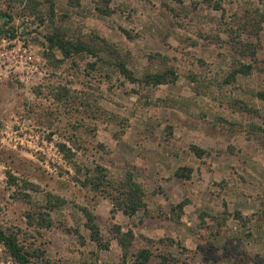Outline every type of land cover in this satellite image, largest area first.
Masks as SVG:
<instances>
[{
    "label": "rangeland",
    "instance_id": "1",
    "mask_svg": "<svg viewBox=\"0 0 264 264\" xmlns=\"http://www.w3.org/2000/svg\"><path fill=\"white\" fill-rule=\"evenodd\" d=\"M209 1L0 0V226L33 260L132 264L145 248L144 264H264V0ZM50 35L173 75L130 82L112 56L65 57ZM97 166L110 185L95 190ZM126 173L143 190L133 215L107 196ZM45 192L65 203L48 210ZM0 264H16L1 244Z\"/></svg>",
    "mask_w": 264,
    "mask_h": 264
},
{
    "label": "trees",
    "instance_id": "2",
    "mask_svg": "<svg viewBox=\"0 0 264 264\" xmlns=\"http://www.w3.org/2000/svg\"><path fill=\"white\" fill-rule=\"evenodd\" d=\"M200 2H210L209 0H199ZM0 17L7 18L8 16L5 13H0ZM7 21V20H6ZM48 45L51 48L58 49L65 57H70L73 53H79L82 51H86L92 55H95L97 59H103L105 55H110L115 60V66L117 67L118 71L122 73V75L128 79L130 82H144V83H150L153 85H158L160 83H164L167 81L168 75H173V71L171 70H165L162 72H154V73H144L141 77L135 76L129 69H127L124 61L121 60L119 56H116L118 54V47H116L113 44H109L106 40L102 39L100 40L102 43L101 47H93L85 44L83 41H71L69 39H64L60 36H48ZM100 49V50H97ZM252 69L251 64H243L240 67H236L232 70V75H235L237 73L242 74H248L250 73ZM264 71V68H263ZM58 147L60 148V151L65 155L66 159L69 158L70 152L67 148L64 147L63 144H58ZM97 174L96 177L92 178H86V183L93 184L94 189L98 190V186L105 184L106 186H109L110 182L105 177V173L103 168L97 166ZM178 174L184 175L180 172H177ZM89 181V182H88ZM84 182H82L84 184ZM30 185V188L34 187L35 189L38 188V186L34 185L33 183L28 182ZM120 190L118 192L117 196H113L112 194H107V196L114 200L115 203H117L123 213L126 215H133L136 211L141 209L145 206V203L143 201V190L141 185L134 179V176L130 173H126L124 176ZM33 189V188H32ZM44 199L46 202V208L48 210H51L53 208L60 207L65 203V199L52 194L50 192H45ZM183 203H178L176 206L179 208V210L182 209ZM84 215H86V226L91 230V239L95 242L99 243L100 236L98 233V228L94 222V215L86 210L85 208H82ZM37 215H39L36 219L37 222L40 223L41 226L49 227L51 225V219L49 217L48 212L39 211L37 212ZM30 217V216H28ZM33 219L31 221H35V217L32 216L30 219ZM120 233V237L118 238V241L122 245V247L126 248V246L130 243L129 240L132 239L133 233L131 230H127L124 233H121L120 230H118ZM127 240V241H126ZM0 244L3 246V248L6 250L8 255L11 257V259L16 264H40L43 261H40V257H42L41 254L37 255V259H32V254H30L27 250H25V247L23 244H21L18 241L17 236L15 233L7 232L0 226ZM151 256V252L148 249L142 248L138 250L135 254V259L132 262V264H144L146 263ZM161 260L160 264H164V260L166 257L164 255H160ZM40 261V263L38 262Z\"/></svg>",
    "mask_w": 264,
    "mask_h": 264
}]
</instances>
